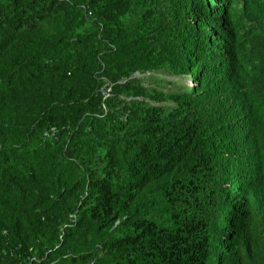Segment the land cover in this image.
<instances>
[{"label": "trees", "instance_id": "trees-1", "mask_svg": "<svg viewBox=\"0 0 264 264\" xmlns=\"http://www.w3.org/2000/svg\"><path fill=\"white\" fill-rule=\"evenodd\" d=\"M0 264H264V0H0Z\"/></svg>", "mask_w": 264, "mask_h": 264}, {"label": "water", "instance_id": "water-1", "mask_svg": "<svg viewBox=\"0 0 264 264\" xmlns=\"http://www.w3.org/2000/svg\"><path fill=\"white\" fill-rule=\"evenodd\" d=\"M181 20H184L185 22H184V25H186V24H188V23H191L193 20H195V17L194 16H186V17H184L183 19H181ZM184 25H182V26H184Z\"/></svg>", "mask_w": 264, "mask_h": 264}, {"label": "clouds", "instance_id": "clouds-1", "mask_svg": "<svg viewBox=\"0 0 264 264\" xmlns=\"http://www.w3.org/2000/svg\"><path fill=\"white\" fill-rule=\"evenodd\" d=\"M186 16H194L195 17V20H197L198 19V17H196L195 15H185L184 17H186ZM184 17H182V18H180L179 20H178V22H177V24L179 25V26H182V25H184V23H179V21H181V19H183ZM194 21V20H193ZM192 21V22H193ZM187 25V24H186ZM185 26V25H184ZM193 83V82H192Z\"/></svg>", "mask_w": 264, "mask_h": 264}, {"label": "rangeland", "instance_id": "rangeland-1", "mask_svg": "<svg viewBox=\"0 0 264 264\" xmlns=\"http://www.w3.org/2000/svg\"><path fill=\"white\" fill-rule=\"evenodd\" d=\"M185 82H186L187 84L192 85V81H191V79H188V78H187V79L185 80Z\"/></svg>", "mask_w": 264, "mask_h": 264}]
</instances>
